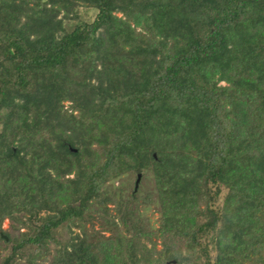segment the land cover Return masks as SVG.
Here are the masks:
<instances>
[{"label":"trees","instance_id":"trees-1","mask_svg":"<svg viewBox=\"0 0 264 264\" xmlns=\"http://www.w3.org/2000/svg\"><path fill=\"white\" fill-rule=\"evenodd\" d=\"M168 261L264 264V0H0V264Z\"/></svg>","mask_w":264,"mask_h":264},{"label":"rangeland","instance_id":"rangeland-1","mask_svg":"<svg viewBox=\"0 0 264 264\" xmlns=\"http://www.w3.org/2000/svg\"><path fill=\"white\" fill-rule=\"evenodd\" d=\"M94 13L91 9H80L79 16L84 19H91ZM136 178L133 175H125L121 177L118 181L109 182L106 184L105 188L108 191L118 186L120 183L123 184L125 192L128 193L130 188L135 186ZM137 207L141 217L147 222L150 227H155L157 225L158 217V205L156 202V197L154 194L153 181L149 175L140 177L138 180V191H137ZM7 221L3 223V228H7ZM61 238L64 237L61 233Z\"/></svg>","mask_w":264,"mask_h":264},{"label":"water","instance_id":"water-1","mask_svg":"<svg viewBox=\"0 0 264 264\" xmlns=\"http://www.w3.org/2000/svg\"><path fill=\"white\" fill-rule=\"evenodd\" d=\"M139 178H140V174H138L137 177H136L135 187L137 186ZM171 262L174 263V261H171ZM166 264H170V261L166 262Z\"/></svg>","mask_w":264,"mask_h":264}]
</instances>
